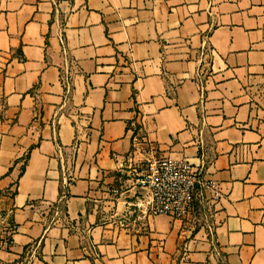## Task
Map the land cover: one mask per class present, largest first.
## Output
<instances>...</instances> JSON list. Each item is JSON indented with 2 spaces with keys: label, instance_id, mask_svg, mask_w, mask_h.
<instances>
[{
  "label": "crops",
  "instance_id": "crops-1",
  "mask_svg": "<svg viewBox=\"0 0 264 264\" xmlns=\"http://www.w3.org/2000/svg\"><path fill=\"white\" fill-rule=\"evenodd\" d=\"M137 132L202 208L100 193ZM0 238V264H264V0H0Z\"/></svg>",
  "mask_w": 264,
  "mask_h": 264
},
{
  "label": "built area",
  "instance_id": "built-area-1",
  "mask_svg": "<svg viewBox=\"0 0 264 264\" xmlns=\"http://www.w3.org/2000/svg\"><path fill=\"white\" fill-rule=\"evenodd\" d=\"M149 170L136 183L143 190H148L152 215L184 219L198 193L203 198L208 190L215 192V185L206 181L200 171L187 162L161 159L152 163Z\"/></svg>",
  "mask_w": 264,
  "mask_h": 264
},
{
  "label": "rangeland",
  "instance_id": "rangeland-1",
  "mask_svg": "<svg viewBox=\"0 0 264 264\" xmlns=\"http://www.w3.org/2000/svg\"><path fill=\"white\" fill-rule=\"evenodd\" d=\"M135 135V141L133 142L130 153L128 154L126 160L119 166V171H115V175L117 176H115L114 184L111 185V183H109V186H104L102 184L101 186H99L100 193L107 192L102 188L104 187L106 189L108 187V189L112 191L111 195L116 197L120 195V193L129 190L130 187H134L136 181L140 180L142 176L147 175L150 171L149 169L152 163L157 162L161 159H168V157L160 156L158 149L156 148L153 141H150L147 134H144L143 132H137ZM110 191L108 193H110ZM149 197L150 195L148 193V190H145L144 201H147L146 205H148ZM203 199L205 200V197L201 198L198 193L195 201L193 202L192 208L194 207L196 201H201L204 204ZM202 203L199 204L200 207L202 206Z\"/></svg>",
  "mask_w": 264,
  "mask_h": 264
},
{
  "label": "trees",
  "instance_id": "trees-1",
  "mask_svg": "<svg viewBox=\"0 0 264 264\" xmlns=\"http://www.w3.org/2000/svg\"><path fill=\"white\" fill-rule=\"evenodd\" d=\"M14 230H15V226L11 224V231L14 232ZM0 242H1V238H0Z\"/></svg>",
  "mask_w": 264,
  "mask_h": 264
}]
</instances>
